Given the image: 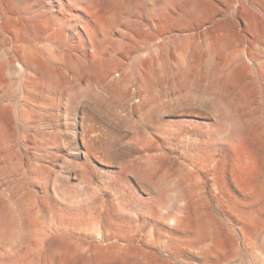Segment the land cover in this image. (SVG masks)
<instances>
[{
  "label": "rangeland",
  "instance_id": "1",
  "mask_svg": "<svg viewBox=\"0 0 264 264\" xmlns=\"http://www.w3.org/2000/svg\"><path fill=\"white\" fill-rule=\"evenodd\" d=\"M88 1L0 0V264H264V0Z\"/></svg>",
  "mask_w": 264,
  "mask_h": 264
},
{
  "label": "bare ground",
  "instance_id": "2",
  "mask_svg": "<svg viewBox=\"0 0 264 264\" xmlns=\"http://www.w3.org/2000/svg\"><path fill=\"white\" fill-rule=\"evenodd\" d=\"M203 2H205V1H202V0H192L190 14H191L192 17H194V19H196L201 14V12L203 11V9H205ZM87 3H88V5H87L86 9L88 10V12L93 13L94 12L93 11V7H94L93 4L91 2H89L88 0H87ZM88 32H89L88 33L89 38H90V40L92 42L91 47L94 50V63L95 64H98L99 61H100V59H101L100 58V48H101V46H100V43L97 40H95V38H93L91 36L92 30L91 29H88ZM230 39H231V37L229 38L228 35H226L225 37L223 36L222 43L225 46L228 47L229 41L231 43V40ZM34 57H33V59H34ZM33 59H31V60H33ZM241 62H243V61H241ZM236 73H237V71H236ZM236 76H238V75H236ZM0 127H2V126H0ZM133 127H134V130H135L136 133H138V134L139 133L140 134H143L144 133V130H145L144 124H135ZM149 163H151L152 166L154 165L152 162H149ZM17 215H18V210L16 208H11V207H7L6 210H3L0 213V224H1V226H0V241L1 240L4 241L5 239H7L8 235H9V232L11 231V229H13L14 221H15Z\"/></svg>",
  "mask_w": 264,
  "mask_h": 264
}]
</instances>
